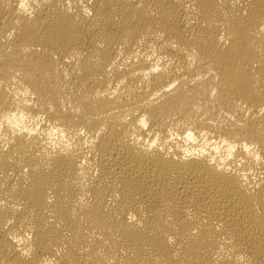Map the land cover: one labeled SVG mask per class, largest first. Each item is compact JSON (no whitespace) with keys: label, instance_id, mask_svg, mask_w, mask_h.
Instances as JSON below:
<instances>
[{"label":"bare ground","instance_id":"obj_1","mask_svg":"<svg viewBox=\"0 0 264 264\" xmlns=\"http://www.w3.org/2000/svg\"><path fill=\"white\" fill-rule=\"evenodd\" d=\"M0 264H264V0H0Z\"/></svg>","mask_w":264,"mask_h":264}]
</instances>
